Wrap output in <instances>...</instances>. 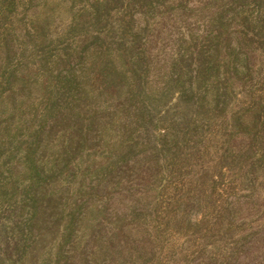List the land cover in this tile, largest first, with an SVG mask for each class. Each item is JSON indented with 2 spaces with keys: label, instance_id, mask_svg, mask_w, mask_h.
I'll return each instance as SVG.
<instances>
[{
  "label": "trees",
  "instance_id": "obj_1",
  "mask_svg": "<svg viewBox=\"0 0 264 264\" xmlns=\"http://www.w3.org/2000/svg\"><path fill=\"white\" fill-rule=\"evenodd\" d=\"M32 2L0 0V264H173L168 227L199 236L181 264H264V100L236 98L264 50V0H204L212 35L162 56L150 19L184 22L185 0H57L60 36L53 13L18 11ZM253 2L260 20L239 11ZM202 201L215 223L185 233Z\"/></svg>",
  "mask_w": 264,
  "mask_h": 264
},
{
  "label": "rangeland",
  "instance_id": "obj_2",
  "mask_svg": "<svg viewBox=\"0 0 264 264\" xmlns=\"http://www.w3.org/2000/svg\"><path fill=\"white\" fill-rule=\"evenodd\" d=\"M45 1L46 0H33V2L31 4L25 5V6H24V3H22L23 5L19 4L18 11L21 12V10H22L21 7L27 8V9H29V11L27 12L28 15H31L34 12H36L37 14H39L40 19H44L43 17L47 18L51 15V13H53L56 16L54 18H51L52 21L50 23L52 26V31L50 32V34L52 36H60L63 34V32H62L63 28L60 25V24H62V22L60 21V19L63 20L64 18L61 14L60 15H57V14L59 13L58 9L63 4H60V5L57 4V0H48L46 2ZM153 1L155 4V6H154L155 9H159L160 8L159 6H161L163 3V0H153ZM203 1L204 0H185L186 7L187 8H194V11L188 12L186 14L188 16L184 22L181 20V16L177 15V13H174V14L170 13L171 9L166 8V7H165V10L160 8L161 10L159 11L156 18L150 19V22L155 24V26L153 28L155 35L157 32L162 30L158 36V38H160L159 42H157L159 45H156V47L153 51L154 55L159 53V55L162 56V55L171 54L176 50H181V51L185 50L186 49L185 43L188 42V39L185 38L184 42L182 43V46L180 47L178 45H175V43H174V41L178 37L187 35L188 37L199 38L198 42H197V45L199 46L201 44L202 38L205 36V34L212 35V33H210V30L212 29V27H210V25H209V20H210L209 18H211L213 10H215L218 6L216 7V6H213V4H212V5L207 6V9L195 10L196 8L199 7L200 4L203 3ZM165 2L167 4H169L171 2V0H165ZM258 7H260V4L253 2L250 5L249 4L245 5L239 11H243L247 15V18L249 20H251V19L252 20H260V17H259L260 13L258 11V9H260V8H258ZM130 10H131V13L134 15L133 19H135V20L141 19V16L138 14V10L136 8H130V9L125 10L124 12L129 13ZM233 14H234L233 11H226L225 12V19L231 18ZM260 16L262 18V15H260ZM184 17H185V15H184ZM232 25H233V27L237 28L238 27L237 21L233 22ZM257 25H258L257 23H251L250 29L248 28V31L253 32V30H255V32L257 33V30H258L256 28ZM148 32H150L149 29H148ZM256 33H253V34L256 35ZM259 34H260V36L258 35V37H262V33H259ZM161 39H163L164 41L160 42ZM258 41H259V39H258ZM258 41H256L255 46H258ZM232 49L235 50V45L232 46ZM254 53H255L256 57L258 58V63H256V71L250 72L249 73L250 75L247 77L248 81L251 82L250 86L247 87L249 83L247 85H245L247 87V91L250 94L248 92H245L244 95H238L236 97L238 100H248L250 95L253 96L254 100H258V98H260V97L262 100H264V50L262 51L261 49H257L256 51H254ZM35 62L36 61H34L32 63V66L27 71L30 72L31 70L32 71L38 70V68L36 67L37 63H35ZM69 68L72 71H77L79 68V62L73 60V62H71V66H69ZM58 70L62 71V73H64V74L66 72L70 71V70H68L67 66L66 67L63 65L53 66V72H58ZM176 96H177L176 94L173 96L170 103L175 102ZM163 132H164V128L159 127L158 128V134H162ZM223 198L225 199V197H223ZM209 203L210 202H207V203L204 201L201 202L204 209L208 208L207 211H206V209H205V211H202V206H200V207L196 206V207L189 208L186 210L187 213L185 214L186 215L185 220H187L188 222H184L182 224V227L187 228V231L185 233H191L192 231L195 230V228H197L196 224L198 221L201 220L202 214H207L206 219L208 221V226L215 223L216 213L212 208L213 204H209ZM252 224H254V223H252ZM202 227H203V225L200 228H202ZM205 228H206V226H205ZM246 228H247V226H246ZM162 233L164 234V241H165L164 249L162 251L163 255L171 250L169 255L170 254H172V255L168 259L171 262H173V264H181V262L183 260L181 257H185L186 260H189V259L192 260V258H193L192 254L198 250V246H197V244L199 243V239H198L199 236L198 235L194 236V239H192L190 242H185L186 241V235H179V234H184V232H180L179 234H176L175 231L173 232V229L171 227H168L166 230H162ZM234 245H235V239L226 241V245L223 246L221 252L219 251L218 253H216V257L220 259L223 255H227ZM178 255H181V256H178ZM204 255L205 254L200 253V257H203ZM242 256H246V254L244 253ZM195 257H198V256H195ZM165 260H167V258H165ZM196 261H193V263L194 262L196 263ZM242 261H243L242 257L238 258V262L241 263ZM257 262L258 261H254L253 264H257ZM244 264H251V263L248 260V261H245Z\"/></svg>",
  "mask_w": 264,
  "mask_h": 264
}]
</instances>
